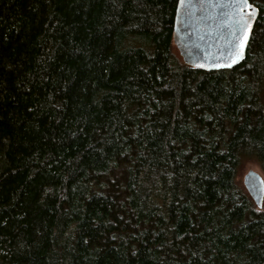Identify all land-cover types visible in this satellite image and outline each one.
I'll use <instances>...</instances> for the list:
<instances>
[{
  "label": "trees",
  "instance_id": "1",
  "mask_svg": "<svg viewBox=\"0 0 264 264\" xmlns=\"http://www.w3.org/2000/svg\"><path fill=\"white\" fill-rule=\"evenodd\" d=\"M245 60L186 64L178 0H0V264H264V0Z\"/></svg>",
  "mask_w": 264,
  "mask_h": 264
},
{
  "label": "water",
  "instance_id": "2",
  "mask_svg": "<svg viewBox=\"0 0 264 264\" xmlns=\"http://www.w3.org/2000/svg\"><path fill=\"white\" fill-rule=\"evenodd\" d=\"M247 4L250 7H244L242 0H178L173 41L184 62L207 71L241 64L260 15L255 3L247 0ZM246 32L248 39L241 48ZM244 186L261 209L264 206L263 175L249 170Z\"/></svg>",
  "mask_w": 264,
  "mask_h": 264
},
{
  "label": "rangeland",
  "instance_id": "3",
  "mask_svg": "<svg viewBox=\"0 0 264 264\" xmlns=\"http://www.w3.org/2000/svg\"><path fill=\"white\" fill-rule=\"evenodd\" d=\"M255 170V171H258L259 173H261L264 177V172L263 170L261 169L259 163L255 162V161H244L243 162V165L241 166L240 170H239V173H238V182L242 185H244V177H245V174L249 171V170Z\"/></svg>",
  "mask_w": 264,
  "mask_h": 264
},
{
  "label": "snow or ice",
  "instance_id": "4",
  "mask_svg": "<svg viewBox=\"0 0 264 264\" xmlns=\"http://www.w3.org/2000/svg\"><path fill=\"white\" fill-rule=\"evenodd\" d=\"M242 3L244 5V7H250L248 4H247V0H242ZM250 28V25L248 26ZM247 39H248V33L246 32L244 37L242 38V42H241V48L243 47V44L247 42ZM237 55H239V53H237ZM235 62V61H233Z\"/></svg>",
  "mask_w": 264,
  "mask_h": 264
}]
</instances>
